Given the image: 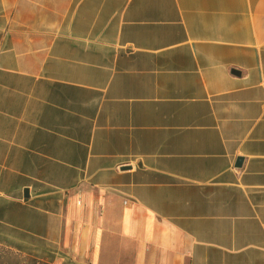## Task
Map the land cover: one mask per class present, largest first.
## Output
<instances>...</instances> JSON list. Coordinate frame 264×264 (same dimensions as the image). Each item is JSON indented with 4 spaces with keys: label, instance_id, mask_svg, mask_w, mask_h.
<instances>
[{
    "label": "crops",
    "instance_id": "obj_1",
    "mask_svg": "<svg viewBox=\"0 0 264 264\" xmlns=\"http://www.w3.org/2000/svg\"><path fill=\"white\" fill-rule=\"evenodd\" d=\"M262 83L264 0H0V264H264Z\"/></svg>",
    "mask_w": 264,
    "mask_h": 264
},
{
    "label": "water",
    "instance_id": "obj_2",
    "mask_svg": "<svg viewBox=\"0 0 264 264\" xmlns=\"http://www.w3.org/2000/svg\"><path fill=\"white\" fill-rule=\"evenodd\" d=\"M234 72H235V71H234ZM241 160H242L241 158H238V159H237V164L241 163Z\"/></svg>",
    "mask_w": 264,
    "mask_h": 264
},
{
    "label": "rangeland",
    "instance_id": "obj_3",
    "mask_svg": "<svg viewBox=\"0 0 264 264\" xmlns=\"http://www.w3.org/2000/svg\"><path fill=\"white\" fill-rule=\"evenodd\" d=\"M129 259H130V257H128ZM129 259H128V261H129ZM128 263V262H127Z\"/></svg>",
    "mask_w": 264,
    "mask_h": 264
},
{
    "label": "built area",
    "instance_id": "obj_4",
    "mask_svg": "<svg viewBox=\"0 0 264 264\" xmlns=\"http://www.w3.org/2000/svg\"><path fill=\"white\" fill-rule=\"evenodd\" d=\"M262 84H264V83H262Z\"/></svg>",
    "mask_w": 264,
    "mask_h": 264
}]
</instances>
